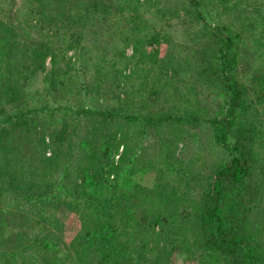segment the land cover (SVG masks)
I'll list each match as a JSON object with an SVG mask.
<instances>
[{"label":"trees","instance_id":"1","mask_svg":"<svg viewBox=\"0 0 264 264\" xmlns=\"http://www.w3.org/2000/svg\"><path fill=\"white\" fill-rule=\"evenodd\" d=\"M29 1L22 19L0 16V264H171L183 238L218 262L264 264V134L245 115L264 103V64L255 65L259 88L251 97L256 85L240 77L242 26L212 24L200 0L183 7L203 42L190 47L187 66L198 82L229 92L228 111L214 116L188 104L186 90L169 93L147 76L136 89L137 67L127 68L131 57L136 64L146 54L160 57L162 32L140 7L148 2L173 14L179 7L163 0ZM93 63L89 81L83 75ZM43 70L49 84L34 98L26 88ZM66 83L98 102L63 104L57 95ZM166 93L177 101L154 107ZM171 121L209 124L208 140L228 156L216 161L196 149L174 168L168 147L157 163L142 160V132ZM63 210L79 218L70 238Z\"/></svg>","mask_w":264,"mask_h":264},{"label":"rangeland","instance_id":"2","mask_svg":"<svg viewBox=\"0 0 264 264\" xmlns=\"http://www.w3.org/2000/svg\"><path fill=\"white\" fill-rule=\"evenodd\" d=\"M141 1L146 2V0ZM163 2L164 5L170 3L176 9L179 7V13L157 12L155 5L151 6L147 4L148 2L140 7L146 20L148 22L152 21L153 27L156 26L162 32L160 38L163 41L160 44V61L159 58L156 60V57L152 54L150 56L146 54L145 62L140 64H136L134 57L127 60V68L137 67V75L141 77L135 85L136 89L140 86L143 76H147L154 85L155 82L158 85L165 84L169 93L179 89L186 90L188 104L192 101L193 105L207 106V112H211L214 116L225 114L229 106V92L220 89L218 84L210 85L205 81L198 82L194 71L187 66L186 57H190L192 54L190 47H193L198 41H200L198 44L203 43L201 42L202 40L196 39L194 29H192L197 25L195 17H191V14H188V10L185 11L183 9L187 5V0H163ZM200 2L203 12L212 24L222 20L224 22L232 21L236 28L242 26L245 54L240 63V77L244 78L243 80H245L247 86L256 85V90L251 89L250 94L251 97L257 95L259 87L256 80L253 79V74H257L254 71L257 68L256 64H264V0H200ZM29 7V0H1L0 16L7 18L9 14L16 13L18 15L16 19H22ZM125 49L124 54L129 57L133 52L132 45H128ZM153 50L152 47H148V51ZM73 52L74 50L70 53L72 54ZM121 63L122 65L124 64L123 61ZM45 65L47 68L51 67L50 57L47 58ZM93 65L94 63L89 66L87 75H83L89 81L93 78ZM45 74L46 71H39L27 85L26 89L34 98L37 94L43 93L49 84L45 79ZM155 77L159 79L155 80ZM132 83L131 80L128 82L129 85ZM66 85H63L62 88L64 89L62 91L60 89V94L57 95V100H62L63 104L78 102L82 99L85 103L87 100H92L93 102H98L99 100V97H94L93 94L88 96L81 93V91L78 92V90L77 93L75 88L68 91L70 87ZM121 85L123 87L124 84ZM121 85L116 90H121ZM166 95L167 93L165 95L162 94L161 98L155 103L157 105L154 104L153 106L160 109L173 105L177 101L171 95L165 98ZM102 101L105 100L102 99ZM105 102L106 104H112L114 102L112 95H108ZM54 104L52 103V105ZM153 106H150V108ZM249 113V115L247 113L245 115L255 120L256 125H260L259 128L264 134V103H257ZM195 132L201 134L199 139H195L194 134H192ZM210 134H212V129H210L209 124L204 122L181 125L171 121L160 127L147 126L146 131L142 132L140 136L145 146L142 160L154 159L157 163L158 160L166 156L165 150H168V147L170 148L168 152L171 153L168 159H171V165H174V168H177L180 162L187 165V160H190L189 158H192L191 156L197 153L196 149H201L202 156H206L208 159L219 161L227 157L229 152L224 147L215 145L208 140V137L211 136ZM122 148L123 146H121ZM181 158L182 160L180 161ZM164 165H168L167 158ZM153 176L154 173L152 171L148 172L144 182L150 185L153 182ZM61 214L64 216L67 225L66 238H70L79 227L78 215L76 212L68 210L61 211ZM202 252L200 249H195L187 239L183 238L181 248L172 255L171 264H226L221 261L218 262L208 253Z\"/></svg>","mask_w":264,"mask_h":264}]
</instances>
